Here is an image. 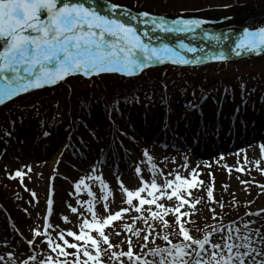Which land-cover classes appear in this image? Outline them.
I'll use <instances>...</instances> for the list:
<instances>
[{
    "label": "rangeland",
    "instance_id": "obj_1",
    "mask_svg": "<svg viewBox=\"0 0 264 264\" xmlns=\"http://www.w3.org/2000/svg\"><path fill=\"white\" fill-rule=\"evenodd\" d=\"M90 1L102 11L104 4L112 3L130 10L132 15L148 12L164 16L169 22L179 18L208 21L196 33L160 34L173 38H200L198 40L215 43L201 39L204 30L209 35H220L221 40H238L245 29L255 31L264 27V0ZM213 65L193 70L181 67L170 70L167 64L152 66L154 70H169L167 82L157 73L160 79H144L141 88H136L134 81L144 78L150 68L136 74L138 77L101 74L97 79L104 85V95L100 84L94 82V76L91 79L72 76L67 79L72 84L70 95L56 89L38 92L46 89L42 88L0 107V210L4 212L3 217L0 215V257L4 258L0 264H23L24 261L40 264L48 255L53 256L56 264H63L64 258L57 260V253L51 252L46 243L47 238L37 237L35 231L43 233L51 223L49 237L63 245L59 239L61 232L79 234L83 221H92V214L87 211L89 201L94 202L97 220L106 218L109 212L104 208V196L109 192L107 203L111 213L129 208L118 181L129 190L138 189L141 183L135 168L140 167L143 179L151 183L149 162L142 155L145 150L157 165L155 181L158 185L163 186L165 179L174 180L176 174L190 178L193 170L199 173L198 179L204 181L199 189L192 190L193 197H203L197 205L199 211L191 217L195 223L185 224L194 238H203L205 233L212 231L210 226L221 227L241 220L255 221L251 226L264 232V211H261L264 210V188L260 187L264 185V155L261 153L264 145V53L233 54ZM193 66L198 68L199 65ZM188 80L193 81L191 88ZM204 84L214 92L201 93L198 87ZM226 85L230 87L227 91L224 90ZM122 86L139 95L131 99L124 96L112 99L113 93L127 91ZM193 103L198 107H189ZM187 110L197 114L198 127L188 128L183 120L188 117ZM44 132L49 135L44 136ZM57 157L60 161L55 162ZM237 168L244 171H236ZM17 170L24 173L22 182L19 177L10 178ZM91 176H101L108 188L102 190L99 181L88 179ZM81 178H85L94 197L87 194L88 188L84 185L77 192L75 185ZM209 186L214 200L224 204L223 209L208 200ZM147 191L141 195L151 199ZM50 200L51 217L48 216ZM157 202L165 207H175L178 203L175 198L169 201L166 197ZM133 203L138 206V201ZM69 205L78 212L72 213ZM210 208L215 209L218 219H213ZM149 209L159 211L155 205H144L141 213L131 208L122 220L105 230L111 242L117 245L112 251L127 252V240L131 239L134 255L158 264L160 258L147 253L157 247H170L161 238L165 231L173 243H181L182 237L175 234L179 231L175 215L165 216L170 225L165 230L159 220H151ZM187 210L185 206L181 212ZM250 212H261V215H246ZM139 216L147 218V224L135 219ZM63 217H67L69 223H65ZM188 219L182 217L181 222ZM125 224L134 225L140 237L126 232ZM149 226L155 230L146 242L143 237ZM117 232L121 235L117 236ZM92 235L97 236L96 233ZM65 239L85 247L71 237L65 236ZM212 239L219 242L216 235ZM144 244L147 247H143ZM106 247L101 245L102 250ZM87 248L94 254L91 245ZM67 251V259L76 264V250ZM32 256L36 261H31ZM80 259L87 257L81 253ZM101 260L102 264H120L109 260L107 253ZM121 260L129 264L127 257Z\"/></svg>",
    "mask_w": 264,
    "mask_h": 264
},
{
    "label": "snow or ice",
    "instance_id": "obj_2",
    "mask_svg": "<svg viewBox=\"0 0 264 264\" xmlns=\"http://www.w3.org/2000/svg\"><path fill=\"white\" fill-rule=\"evenodd\" d=\"M118 10L124 19L112 18ZM105 12L111 15L103 14ZM126 21L150 29L143 32V37H147L149 41L160 40V34L196 33L197 29H202V26L208 23L206 20L183 18L169 22L164 16H156L148 12L132 15L130 10L112 3L104 4L102 11L95 2L92 6H86L85 3L73 2V0H0V80L3 81L0 83V106L22 94L55 86L76 75L89 79L109 73L133 77L156 64L191 66L200 65L205 59L224 61L228 58L226 51L229 49L213 52L204 57L197 55L198 52H204L203 48L190 46L183 41H180L176 47L163 42L159 46H153L150 42L146 43L139 30ZM201 39L221 43L220 35H209L207 30H204ZM230 51L236 56L244 53L257 55L264 53V27L255 31L245 29ZM185 53H191L192 57L189 58ZM203 99L206 97H202ZM189 107L197 108L198 105L193 103ZM43 135L48 136L49 133L44 132ZM261 153L264 155V145L261 146ZM142 155L149 162L148 167L153 177L151 183L143 179L140 167L135 168L136 176L141 183L138 189L129 190L122 181H118L129 208L111 213L107 203L108 196L111 195L109 192L104 196V208L109 212L106 218L102 221L97 220L94 202L89 201L87 211L92 214V221L85 219L80 225L79 234L73 231L61 232L59 239L63 241V245L49 237L48 230L52 228L51 223L47 224L43 233L35 231L37 237L43 235L47 238L46 243L51 252L57 253V260L63 257V264H72L67 259L69 256L67 249H75L76 264H102L101 257L105 253L108 254L109 260L120 264H124L121 257H127L129 264H154L153 261L134 255L131 239L127 240L129 246L127 252L112 251L117 245L111 242L105 230L111 228L114 222L122 220L129 209L134 208L135 212L141 213L144 205H155L159 211L149 209L151 220H159L166 230L170 225L165 216L169 213L174 214L175 223L179 226V231L175 234L182 237L181 243H173L169 239V233L165 231L161 238L170 247H157L147 253L149 256L159 257L158 264H264V232L259 227L251 226L255 221L241 220L221 227L210 226L212 231L205 233L201 239L190 235V230L185 224L195 223L191 217L199 211L197 205L203 199L201 196L193 197L192 190L199 189L204 185V181L198 179L199 173L193 170L190 178L176 174L174 180L165 179L164 185L160 186L155 181L157 165L153 162V157L147 150ZM231 171L232 169H229V172ZM236 171L242 172L244 169L237 168ZM23 176V171L17 170L14 177L10 176V178L19 177L22 182ZM88 179L99 181L102 190L108 188L101 176H91ZM82 185L88 188L87 194L94 197L90 187L85 184V178H81L75 185L77 192ZM260 187L264 188V185ZM146 190L151 199L141 195ZM206 194L208 200L218 203L221 209L224 208L222 202L214 200L211 186L207 188ZM165 197L169 201L175 198L178 203L175 207H165L157 202ZM134 200L138 201V206L134 205ZM51 205L50 200L49 217L52 215ZM185 206L188 210L181 212ZM69 208L74 214L78 212V209L71 205ZM209 211L213 213V219H218L214 208H210ZM246 215L260 216L261 212H250ZM182 217L189 219L181 222ZM63 219L65 223H69L67 217ZM135 219L144 220L146 224L148 222L143 216ZM124 230L140 237V231H134V225L125 224ZM154 230L149 226L143 240L147 242ZM92 233H96L97 236H93ZM116 235L119 236L121 233L117 232ZM214 235L218 237L219 242L213 241ZM65 236L82 242L85 247L82 248L80 243H69ZM102 244L107 246L103 250ZM87 245H91L94 254L93 251L88 250ZM143 247H147V244ZM81 253L87 257L86 260L80 259ZM3 259L0 257V261ZM30 259L36 261L35 256ZM23 264H28V261H24ZM40 264H56V262L52 255H48Z\"/></svg>",
    "mask_w": 264,
    "mask_h": 264
},
{
    "label": "trees",
    "instance_id": "obj_3",
    "mask_svg": "<svg viewBox=\"0 0 264 264\" xmlns=\"http://www.w3.org/2000/svg\"><path fill=\"white\" fill-rule=\"evenodd\" d=\"M170 70H174V69H171L170 68ZM193 70V69H192ZM159 74L160 76H161V78L163 79L162 81H165V82H167L166 81V79H167V76L169 77V70H165V71H161V70H150L146 75H145V77L144 78H141V79H138L137 81H134V84L137 86L136 88H141L142 87V85L144 84L143 82H144V79H146V80H152V77H156L157 79H160L159 78V76L157 77L156 76V74ZM167 73H168V75H167ZM184 75V73L182 74V76ZM166 78V79H165ZM71 81H67V82H65L64 84H62L61 86H59V87H57V88H55L56 90H60V91H62V90H64L65 91V94H68V95H70V93H71V90H72V84L70 83ZM94 82H98V84H100L99 85V88H100V90L102 91L101 93H102V95H104L106 92H104L103 91V87H104V85L101 83V81L100 80H98V79H96V81H94ZM164 83V82H163ZM187 84H188V86H190V88H191V86H194V84H193V81H192V83L191 82H189V81H187ZM199 86H201V87H198L200 90H202L203 92H209L211 89L210 88H208V86L206 85V84H204V86L203 85H199ZM124 89H127V91H125V92H120V93H113V95H112V99L113 98H116L115 100H119V98H121V97H123V98H129V99H131L132 97H133V95L135 94V96H136V93H135V91H133V89H128V87H126V86H122ZM64 88V89H63ZM136 88H135V90H136ZM129 90V91H128ZM47 91H53V90H47ZM63 92V91H62ZM122 98V99H123ZM0 215H2V217H3V215H4V212L2 211V210H0ZM11 221H12V219H11Z\"/></svg>",
    "mask_w": 264,
    "mask_h": 264
},
{
    "label": "bare ground",
    "instance_id": "obj_4",
    "mask_svg": "<svg viewBox=\"0 0 264 264\" xmlns=\"http://www.w3.org/2000/svg\"><path fill=\"white\" fill-rule=\"evenodd\" d=\"M73 2H82V3H85L86 4V6H92L93 4L91 3V1L90 0H73ZM103 14H106V15H111L110 13H103ZM112 18H118V19H124L123 17H121L120 16V13L119 12H117L115 15H113L112 16ZM126 22H128V23H131L132 24V26L133 27H136L138 30H139V32H140V34H141V36H142V39H144L145 40V42L146 43H148V42H150V43H152L153 44V46H159L160 45V43L161 42H163V43H167V44H171V43H173L172 41H170L169 39H167L166 37H164V36H162V35H160V40H152V41H149L148 40V38L147 37H143V32L144 31H146V30H148V31H150L149 29H147V28H145L143 25H138V24H135V22H131V21H126ZM153 35H155V34H153ZM178 45V44H177ZM205 49V48H204ZM226 49H231V47L230 48H214V49H211V50H206L207 52L205 53V56H207V55H209V54H211V53H213V52H218V51H223V50H226ZM228 51H226V53H227ZM230 52V51H229ZM192 57V56H191ZM190 57V58H191ZM0 83H3V81L2 80H0ZM33 91V90H32ZM139 95V94H138ZM138 95H136V96H138ZM135 95H133V97L134 98H137ZM220 96H221V93L220 92H218V97L220 98ZM132 97V98H133ZM176 100V99H175ZM198 109H196V111H197ZM197 114H192V113H190V112H188V114H187V118H183V120L186 122V123H188V128L189 127H192V128H196V127H198L199 125H197V120H196V116ZM183 117V116H182ZM181 117V118H182ZM199 122V121H198ZM193 126H196V127H193ZM65 147V146H64ZM56 149L57 148H55V150L53 151V152H55L56 151ZM61 153L63 152V149H61V150H59ZM62 155L61 154H59V157H61ZM60 158H56V160H55V162H57V161H60L59 160ZM54 162V163H55ZM53 163V164H54Z\"/></svg>",
    "mask_w": 264,
    "mask_h": 264
},
{
    "label": "water",
    "instance_id": "obj_5",
    "mask_svg": "<svg viewBox=\"0 0 264 264\" xmlns=\"http://www.w3.org/2000/svg\"><path fill=\"white\" fill-rule=\"evenodd\" d=\"M238 40H236V41H234V40H223V41H221V43L220 44H217V42H215V43H208V44H205V46L204 47H200V46H198L197 44L199 43V41H192V40H188V42L192 45V46H198V47H200V48H205L204 49V52L206 51V50H211V49H214V48H230L231 47V49L232 48H234V46H235V43L237 42ZM230 51V50H229ZM228 51V52H229ZM233 54H235L233 51H230L229 52V55H233Z\"/></svg>",
    "mask_w": 264,
    "mask_h": 264
}]
</instances>
